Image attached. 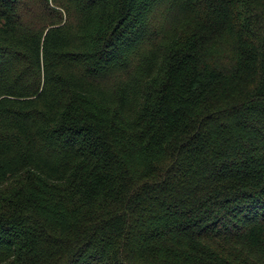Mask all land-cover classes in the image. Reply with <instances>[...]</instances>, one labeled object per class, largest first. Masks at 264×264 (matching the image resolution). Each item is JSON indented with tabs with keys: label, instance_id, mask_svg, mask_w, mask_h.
I'll return each mask as SVG.
<instances>
[{
	"label": "trees",
	"instance_id": "16d2710c",
	"mask_svg": "<svg viewBox=\"0 0 264 264\" xmlns=\"http://www.w3.org/2000/svg\"><path fill=\"white\" fill-rule=\"evenodd\" d=\"M0 264H264V0H0Z\"/></svg>",
	"mask_w": 264,
	"mask_h": 264
}]
</instances>
